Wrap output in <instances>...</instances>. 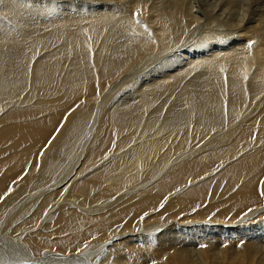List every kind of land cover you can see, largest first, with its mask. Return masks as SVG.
I'll list each match as a JSON object with an SVG mask.
<instances>
[{"label":"bare ground","instance_id":"6f19581e","mask_svg":"<svg viewBox=\"0 0 264 264\" xmlns=\"http://www.w3.org/2000/svg\"><path fill=\"white\" fill-rule=\"evenodd\" d=\"M0 2L1 264H264V0Z\"/></svg>","mask_w":264,"mask_h":264},{"label":"rangeland","instance_id":"374dc122","mask_svg":"<svg viewBox=\"0 0 264 264\" xmlns=\"http://www.w3.org/2000/svg\"><path fill=\"white\" fill-rule=\"evenodd\" d=\"M3 2H0V8L1 9H5L4 8V6H3V4H2ZM238 37H233L231 40H229L228 42H227V47H225V50L227 51V52H231L232 51V49L233 48H241L243 45V42H244V39L246 38V35H245V33H242V32H240V30L238 31ZM197 55V53L195 54V56ZM195 56H190V55H187L186 56V58L185 59H183V58H180L181 60H183V62L181 63V64H176L172 69H169V70H166V71H164L163 73H157L156 75H155V77L157 78V79H161L162 80V75H170V76H173V75H175V74H177V73H179V72H183L185 69H186V66L184 65L185 64V62H187V61H190V60H196V57ZM240 78H241V76H240ZM52 93H54V92H52ZM231 95H232V93H230ZM31 95H33L32 93H31ZM10 97H11V92H10V90L9 89H0V104H2V103H4V102H6V101H8L9 99H10ZM233 111H231V112H233L234 114H238L237 112L238 111H236V110H234V109H232ZM235 111V112H234ZM240 118V117H239ZM60 120H62V118H60ZM245 119H243L242 121H244ZM143 123V122H142ZM138 124V123H137ZM141 124V123H140ZM139 124V125H140ZM137 125H135V127H136ZM133 127V126H132ZM140 127V126H139ZM136 128H138V127H136ZM136 128L135 129H133V130H136ZM141 130V132L139 133V131ZM145 130V131H144ZM148 130L149 129H147V127H143L142 126V128L140 127V128H138V130H137V133H136V135L138 134V135H152L153 134V132H152V129L151 130H149V132H148ZM144 131V132H143ZM145 133V134H144ZM264 142V139L262 140V143ZM195 147L196 146H194L193 147V149H195ZM206 147H208V145H206ZM9 155H14V157H15V159H13V160H11V165H13V164H15V160L20 156V153H19V151H16V150H12V151H10V150H8V152H2L1 154H0V160H1V158L2 159H4L5 158V160H10V158L8 157ZM219 158V157H218ZM220 159V158H219ZM169 160H172L173 161V158H170L169 159V157H168V155H167V158H166V162H168ZM28 161H30V159L28 158L27 159V162L25 163V167L27 168V163H28ZM10 162H8L7 164H9ZM30 163V162H29ZM175 162H173V163H168L165 167H167L168 169L170 168V166L172 165V164H174ZM216 163V162H215ZM10 165V166H11ZM218 165V166H217ZM219 165H222L221 167L223 168V166L225 165V163L224 164H216L215 165V168H217V171L220 169V167H219ZM227 166V165H226ZM226 166H224V167H226ZM221 168V169H222ZM79 171V170H78ZM210 174H214V171H212V172H210ZM217 174V173H216ZM81 175H83V176H87L85 173L84 174H81ZM155 174H153V176H154ZM203 175V174H202ZM212 177H214V175H212V176H210V178H212ZM84 179L85 178H83V179H80L79 181H78V183H81V182H83L84 181ZM152 182V179L151 180H148V182ZM148 182L146 183V184H148ZM156 183H157V181H155ZM155 182H154V184H155ZM185 182H187L186 180H184L183 181V185H185ZM197 184H199V183H197ZM131 187H135V188H137V185H131ZM176 191V190H175ZM175 191H174V193H175ZM87 198V199H86ZM86 198H81V199H86V200H89L88 199V197H86ZM210 198V196L208 197V199L206 200V202H205V205L206 206H209V205H211V204H215V207L217 206V205H221L222 203H220V202H216L215 201V199L216 198H214L212 201L213 202H210V200H211V198ZM70 199H68V200H64V201H69ZM91 200H93V198H91L90 199V201ZM105 199H103L102 200V202L104 201ZM107 201H113L112 199H109V200H107ZM70 202H72V200H70ZM215 202V203H214ZM52 203V202H51ZM98 204H100V203H98ZM98 204H94V206H92L91 205V207L89 208V207H87V208H89L88 209V211L91 209V208H94V209H96L97 207H100V205H98ZM263 206H264V198H263ZM197 210H198V207H196V208H194L192 211H194V212H192V214L193 215H195V213L197 212ZM175 211L176 210H174V212L173 211H171L172 213H175ZM214 211V210H213ZM218 212V211H217ZM151 213H155L154 215H151V216H158V213L157 212H151ZM150 213V214H151ZM166 212H163L162 211V217L161 218H166L168 215H170V214H165ZM184 213H182L181 215H183ZM186 214H187V212H186ZM185 214V215H186ZM164 215H166V216H164ZM149 216V215H148ZM164 216V217H163ZM167 218H170V217H167ZM210 220H212V219H210ZM238 221H240V222H242L241 221V219H238L237 221H235V222H233V224L234 223H238ZM186 222V224H194L195 223V221H190V220H188V221H185ZM188 222V223H187ZM206 235H205V238H204V236L203 235H200V234H198V235H196V234H194L190 239H192V240H195V239H197V240H202V239H208V240H210V241H212L213 242V244H215V245H217V244H220L221 242H227V243H230L229 241H232V242H236L237 240H240V239H242V238H248V235H246V234H237V235H231V234H223V235H220V234H218V233H205ZM1 236H0V247H3L4 249L3 250H7V251H9L10 253H13V254H15L16 255V253H17V248H16V245H15V242H14V240L12 239V238H7V237H3V235L2 234H0ZM182 238H183V240L181 241V242H186L187 240H188V238L189 237H185V236H182ZM4 239V240H3ZM260 239H262V240H260ZM257 240H258V242H260V243H262V241H264V235H261L260 237L258 236V238H257ZM2 244V245H1ZM263 244H264V242H263ZM129 245L130 244H128V243H122V245H121V248L123 249V250H125L126 248H129ZM231 245V244H230ZM1 250V249H0ZM3 250H1V251H3ZM97 252V254L94 256L93 255V257L92 256H89L88 258H91L92 260L94 259V260H96L97 258H99V261H97V263H95V264H107V262H105V259L103 260V258L105 257L104 255H101L100 253H102L101 252V250H96ZM84 254V253H83ZM99 254V255H98ZM5 256H6V254H4ZM96 258V259H95ZM100 260H103V261H100ZM96 262V261H95ZM102 262V263H101ZM1 264V263H0Z\"/></svg>","mask_w":264,"mask_h":264},{"label":"snow or ice","instance_id":"6c2138e0","mask_svg":"<svg viewBox=\"0 0 264 264\" xmlns=\"http://www.w3.org/2000/svg\"><path fill=\"white\" fill-rule=\"evenodd\" d=\"M251 46H252V42H249L248 47L251 48ZM0 199H2V198H0ZM249 211H251V210H249ZM209 219H211V217H209ZM241 246H242V245H241ZM201 247H206V245H201ZM165 259H166V258H165ZM151 264H157V261L153 260V261L151 262Z\"/></svg>","mask_w":264,"mask_h":264}]
</instances>
